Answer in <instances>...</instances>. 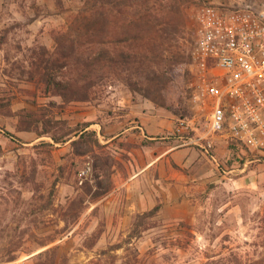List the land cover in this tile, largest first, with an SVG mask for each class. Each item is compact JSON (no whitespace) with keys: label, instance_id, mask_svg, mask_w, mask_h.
Returning a JSON list of instances; mask_svg holds the SVG:
<instances>
[{"label":"rangeland","instance_id":"374dc122","mask_svg":"<svg viewBox=\"0 0 264 264\" xmlns=\"http://www.w3.org/2000/svg\"><path fill=\"white\" fill-rule=\"evenodd\" d=\"M262 1L179 0L183 43L192 46L201 6L256 8ZM82 7V0H0V264H33V255L55 245L67 264H204L210 257L222 264H264V154L240 146L216 153L224 140L208 133L207 103L195 104L192 61L180 82L183 107L176 102L173 111L131 93L119 75L99 79L81 100L63 102L45 91L40 53L55 54L54 37L68 30ZM69 73L63 69L54 78L64 82ZM133 105L134 113L159 114L170 129L139 137L133 128L109 139L140 124L130 112ZM19 111L62 119L73 128L88 124L98 144L90 150L73 146L80 132L62 144L39 130L23 132ZM171 146L184 154L176 161L170 154L159 159ZM257 164L261 178L240 184ZM50 190L52 206L42 210ZM157 205L159 212L138 224L139 236L108 252ZM49 240L54 242L29 255ZM9 251L17 259L5 263Z\"/></svg>","mask_w":264,"mask_h":264},{"label":"trees","instance_id":"16d2710c","mask_svg":"<svg viewBox=\"0 0 264 264\" xmlns=\"http://www.w3.org/2000/svg\"><path fill=\"white\" fill-rule=\"evenodd\" d=\"M178 1L82 0L83 7L72 25L66 32L54 37L55 54L45 57L46 51L43 49L40 53V78L45 84V91L59 96L63 102L81 100L87 98L89 86L99 79L119 75L131 93L139 94L156 107L173 111L175 107L172 106L177 102L180 103L177 107L182 109L183 90L180 82L191 61V47L183 43L185 13ZM0 43L3 40L0 39ZM63 69L70 70V73L64 82H59L54 74ZM17 115L19 130H39L38 135L48 137L52 144L65 143L77 132L80 135L71 142L73 146L81 144L90 150L92 145L98 144L95 132L86 131L88 124L73 128L68 127L65 120L40 117L33 112L19 111ZM52 144L46 143L44 146L51 148ZM145 145V141H142L141 146ZM100 194L102 192L96 196ZM51 206L52 190L47 195L45 205L40 207L48 210ZM159 210L160 205H157L138 216L139 221L123 244L110 246L108 252L122 249L126 241L128 243L139 234L138 224L154 217ZM52 242L54 240L40 243L37 250L29 255ZM135 253L137 251L133 250ZM31 258L33 264H67L66 255L57 245ZM213 258L210 257L204 264H222L221 258ZM16 259L9 251L4 262H14Z\"/></svg>","mask_w":264,"mask_h":264},{"label":"built area","instance_id":"2783aa9c","mask_svg":"<svg viewBox=\"0 0 264 264\" xmlns=\"http://www.w3.org/2000/svg\"><path fill=\"white\" fill-rule=\"evenodd\" d=\"M190 56L198 81L193 99L210 109L208 133L264 154V0L256 8L201 6Z\"/></svg>","mask_w":264,"mask_h":264},{"label":"crops","instance_id":"0c3cea01","mask_svg":"<svg viewBox=\"0 0 264 264\" xmlns=\"http://www.w3.org/2000/svg\"><path fill=\"white\" fill-rule=\"evenodd\" d=\"M145 105H147V104H145ZM139 107H140V104H139ZM131 108H132L131 109L132 111H130L131 114H133V116H136L140 119L139 120L140 124L137 127L131 126V127H126V128H121L122 131H119V134H115L109 139H113V138L119 136L120 134L127 133L133 128H137L141 131V134L139 135V137H144L147 134H151L155 131L161 130L162 128L170 129V126H169L167 120L161 118L159 114H156L155 116H153L151 113H140V114H139V112L134 113L133 110L137 109L136 105H133ZM94 131L97 133V131L95 129H94ZM227 149H228V151H231V150L237 151L238 150L236 147L228 145L225 141H223V142L221 141L218 143L216 153L219 154L221 152L226 151ZM184 150L185 149H181L180 146H171V147L166 148L165 150L162 149L158 158L161 160H167V155L170 154L171 159L173 161H176L177 158L181 156L180 155L181 153L184 154L183 153ZM158 158H156L155 160H157ZM244 166L242 169L239 170L241 173L244 172ZM260 166H261L260 164L256 165L255 172H251V177H249L247 174H245L239 178L238 182L240 184L247 183L249 179L257 182L258 179L261 178V175L257 174V172L260 170Z\"/></svg>","mask_w":264,"mask_h":264}]
</instances>
